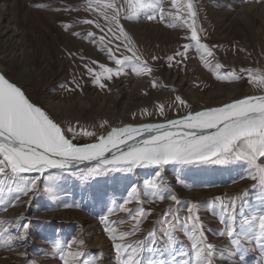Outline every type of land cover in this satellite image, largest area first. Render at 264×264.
<instances>
[{
	"label": "rangeland",
	"instance_id": "374dc122",
	"mask_svg": "<svg viewBox=\"0 0 264 264\" xmlns=\"http://www.w3.org/2000/svg\"><path fill=\"white\" fill-rule=\"evenodd\" d=\"M192 2L201 43L212 52L203 59L202 50L190 40L187 24L175 19L171 0H160V8L132 20L121 12L119 24L131 44L120 36L115 23L105 19L104 14L110 17L113 10L90 8L87 0H0V11L9 7L0 23V72L77 145L94 143L115 127L164 122L263 93L264 86L250 83L242 70L264 74V0ZM116 5L124 7V0H116ZM180 14L187 18L186 8ZM256 30L263 31L261 39ZM128 47L152 71L137 74L129 64L111 79L102 77L103 87L94 84L101 65L114 73L120 67L110 54L118 59L131 56ZM177 52L185 54L177 56ZM232 72L241 78H219ZM81 129L92 135L81 134ZM89 169L41 177L12 176L6 170L8 175L0 176V221L4 222L0 234L11 237L7 244L0 242V264H64L57 243L65 250L70 246L71 251H83L79 264H118L114 243L131 245L126 252L134 250L140 264H173L172 256L175 264H182L190 259L191 241L177 231L170 256L163 230L168 227L165 221L179 217V223H187L191 231L193 221L186 220L190 215L198 217L207 243L215 245L212 264H264V251L254 241L242 240V247L236 249L226 234H219L230 225L237 232L242 226L247 229L245 217L264 212V187L249 178L251 170L245 163L193 160L104 170L96 176L88 175ZM33 180L32 191H20L31 187ZM192 205L196 208L190 214ZM141 208L145 215L134 234L109 239L106 226L115 228L117 237L132 233L136 224L132 216ZM150 232H155V244Z\"/></svg>",
	"mask_w": 264,
	"mask_h": 264
},
{
	"label": "snow or ice",
	"instance_id": "6c2138e0",
	"mask_svg": "<svg viewBox=\"0 0 264 264\" xmlns=\"http://www.w3.org/2000/svg\"><path fill=\"white\" fill-rule=\"evenodd\" d=\"M88 7L93 8L99 6L103 9H112L113 14L109 17L105 15L106 20L116 24L119 29L120 36L128 43L131 41L124 29L119 24L121 12L125 13V19L132 20L137 18L141 13L148 9H157L161 7L160 0H124V7H117L116 0H87ZM43 5H38L42 7ZM171 6L176 9L175 19L183 21L190 29V40L195 42L198 51L202 50V59L204 55L211 56L212 52L207 45L201 43L198 29L196 27V12L192 0H171ZM186 8L187 18L181 15ZM103 14V13H102ZM163 10L161 9V19L163 20ZM152 19V16L148 17ZM191 20V23L188 21ZM85 23H93V21H85ZM169 27L175 25L170 24ZM109 31H112L110 28ZM92 34L89 33V36ZM103 39V38H101ZM185 52L189 45H183ZM127 50L132 53L131 56H125L122 59L113 57L116 65L120 66L114 73L112 68H107L101 65V72L95 73L93 80L94 84L100 83L101 78L111 79L113 74L119 75L123 67L131 64L132 69L137 74L151 72L146 63L141 60L136 51L128 47ZM185 53L177 52L175 55L183 56ZM155 59V57H153ZM168 60H173L172 56ZM207 63V61H205ZM216 68H220L217 64ZM92 73V69H88ZM247 71L250 83H256L264 86V74L253 73L252 70ZM221 79H240L234 72L228 76L219 77ZM155 87V84H153ZM179 103L184 101L179 97L176 98ZM160 111L163 109L161 107ZM168 125L176 126L183 125L186 128L192 129H215L209 135H193L188 134L186 138L176 139L174 136L164 131L160 135L152 136L149 140L144 141L142 147L133 148L128 152L120 155H113L111 160L104 159V154L110 151V148H116L119 144L125 143V137L133 138L134 133H139L140 128L125 126L123 128H113L107 136H101L96 143L77 145L66 138L64 131L56 123L51 120L41 108L30 103L25 97L20 88L9 83L3 75H0V176L8 175L6 170H10L12 176H17L27 172H43L49 168L67 169L74 161L85 160H100L101 163L95 168L88 170V175H100L105 170L106 166L111 165L118 170V165L151 164L163 165L168 163H191L193 160L211 161L214 163L225 162H243L250 171L249 178L257 182V185L264 187V95L247 96L243 99L235 100L225 104L219 108L206 109L204 111L189 114L181 120L169 121ZM166 125H145L143 130L152 131L165 129ZM69 132L75 135V129L69 128ZM81 134L92 135V133L81 129ZM36 186V181L31 182V187L21 188L20 191H32ZM256 185H254L255 187ZM171 199L176 200L175 196ZM219 199V198H216ZM236 198H232L234 200ZM127 202V201H126ZM122 210H131L123 208ZM196 208L192 205L188 211L191 214ZM145 215L144 210H136V215L132 219L136 221L132 233H120L119 237L115 234V228L106 226L105 231L109 233V239L123 240L130 234H134L138 230L140 217ZM234 216H230V220H234ZM104 220V218H101ZM186 220H192L191 231L187 223L180 224L179 217H176L173 222L165 221L168 227L165 228L164 236L166 237L165 244L168 249V254L172 256L175 252L173 247L177 243L175 233L183 231L185 236L191 241V256L189 260L182 261V264H212L215 257V245L207 243L203 235L202 225L198 224V217L191 215ZM222 223L224 222L222 218ZM4 222L0 221V225ZM244 223L248 225L245 229L243 226L237 232L230 225L226 232H220V235H227L230 244L239 249L242 247V240H247L249 243L255 242V245L264 251V212H259L250 218L245 217ZM27 227V226H25ZM149 237L153 238L155 244V232H150ZM11 237L5 239L0 234V242L9 243ZM83 245V241L79 242ZM142 244L143 242H137ZM114 248L117 251L118 264H140L136 259V252L133 250L131 254H127L126 249L131 248V245L115 244ZM55 248L60 253V259L64 264H79V261L84 256L83 251H71L70 246L65 250L64 246L57 243ZM122 249L125 251L122 253ZM148 251H154L149 248ZM126 254L127 259H121L122 255ZM188 255L187 253H181ZM235 252L230 255H235ZM164 255V253H161ZM223 258V255H222ZM173 264H175V256H172ZM83 264H90L89 261H84ZM150 264H167V261H151Z\"/></svg>",
	"mask_w": 264,
	"mask_h": 264
},
{
	"label": "water",
	"instance_id": "95a60500",
	"mask_svg": "<svg viewBox=\"0 0 264 264\" xmlns=\"http://www.w3.org/2000/svg\"><path fill=\"white\" fill-rule=\"evenodd\" d=\"M193 114H195V113H193ZM181 119H183V118H181ZM181 119H177V120H181ZM177 120H174V121H177ZM163 125H166L167 127L165 129H160L158 131L157 130L145 131V130H143V127H139L141 129V131L139 133H134L132 139H128L127 137H125V143L119 144L116 148H110V151L106 152L104 154V159L111 160L113 158V155L118 156L121 153L128 152L133 148L142 147L144 141L149 140L152 136L160 135L164 131L171 133L174 136V138H176L178 140L186 138L188 134H193L196 136L209 135L215 131V129H203L202 130V129L186 128L183 125L171 126V125H168V123L163 124ZM107 134H105V135H107ZM105 135H103V136H105ZM96 142H94V143H96ZM100 163H101L100 160L74 161L72 163V165H70L67 169H64V170L58 169V168H49L43 172L33 171V172L21 173L17 176H40L41 177L43 175L52 174V173H63V174L73 173V172H77L79 170H85V169L97 167V165ZM169 164H178V163L172 162ZM156 166L157 165H151V164H137L134 166L118 165V166H116V168L118 170H121V169H127V168L141 169V168L156 167ZM105 170L118 171V170L114 169L111 165L106 166Z\"/></svg>",
	"mask_w": 264,
	"mask_h": 264
},
{
	"label": "bare ground",
	"instance_id": "6f19581e",
	"mask_svg": "<svg viewBox=\"0 0 264 264\" xmlns=\"http://www.w3.org/2000/svg\"><path fill=\"white\" fill-rule=\"evenodd\" d=\"M8 6H6V7H2V9H1V11H0V23L4 20V17H5V15H6V12L8 11ZM247 14V13H246ZM5 21V20H4ZM254 21V20H253ZM256 21V20H255ZM254 21V22H255ZM257 22V21H256ZM8 23H11V22H7V24ZM7 28V30L9 29V30H13V29H11L10 27H6ZM1 29H2V27L0 28V32H1ZM249 29V28H248ZM262 30H263V28H262ZM256 33V36L257 37H260L259 39H261V36L263 35V31H255ZM1 35H2V33H0V37H1ZM264 37V36H263ZM1 71V70H0ZM0 75H2L1 74V72H0ZM260 95H264V92L262 93L261 92V94H260V92L259 93H257V94H252V95H250V96H260ZM243 98H245V97H242V98H240V99H243ZM238 100V99H237ZM235 101V100H234ZM231 102H233V100L232 101H229V102H227V103H225V104H228V103H231ZM225 104H222V105H220V106H216V107H209L210 109L211 108H219V107H222L223 105H225ZM204 110H206V109H204ZM204 110H201V111H204ZM198 112H200V111H198ZM193 113H196V112H189V113H187L186 115H184V116H182V117H179V118H175V119H171V120H168V121H164V122H159V123H147V124H142V125H136V126H133V125H128V124H126V125H124L123 127H125V126H132V127H134V128H139V127H143V126H145V125H163V124H167L169 121H174V120H177V119H181V118H184V117H186V116H188L189 114H193ZM123 127H118V128H123ZM116 128V127H115ZM105 134H107V132L105 133ZM104 134V135H105ZM105 136H107V135H105ZM95 168V167H94ZM79 171H81V170H79ZM78 172V171H77Z\"/></svg>",
	"mask_w": 264,
	"mask_h": 264
}]
</instances>
